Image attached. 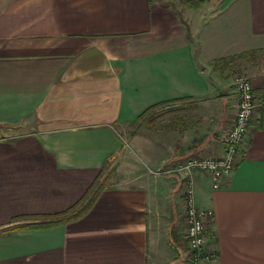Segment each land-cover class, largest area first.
<instances>
[{
  "label": "crops",
  "instance_id": "obj_1",
  "mask_svg": "<svg viewBox=\"0 0 264 264\" xmlns=\"http://www.w3.org/2000/svg\"><path fill=\"white\" fill-rule=\"evenodd\" d=\"M169 3L0 0V264H264V0ZM238 68L258 105L220 187L192 175L197 205L214 213L216 255L197 259L184 180L162 172L222 154ZM105 168L87 213L56 216Z\"/></svg>",
  "mask_w": 264,
  "mask_h": 264
},
{
  "label": "built area",
  "instance_id": "obj_2",
  "mask_svg": "<svg viewBox=\"0 0 264 264\" xmlns=\"http://www.w3.org/2000/svg\"><path fill=\"white\" fill-rule=\"evenodd\" d=\"M233 99L235 113L229 126L222 133L224 149L220 156L195 155L178 161L164 172L176 174L184 180L181 202L186 219V241L195 258H213L215 252L208 249L209 236L207 226L213 221L212 209L197 205L192 175L201 171L210 175L212 185L218 188L222 180L237 167L243 146L249 137V128L256 114L258 105L253 82L247 76L237 77Z\"/></svg>",
  "mask_w": 264,
  "mask_h": 264
},
{
  "label": "rangeland",
  "instance_id": "obj_3",
  "mask_svg": "<svg viewBox=\"0 0 264 264\" xmlns=\"http://www.w3.org/2000/svg\"><path fill=\"white\" fill-rule=\"evenodd\" d=\"M167 1H169L170 2L169 4H171L173 6H175V3L176 4L179 3V0H167ZM183 1L191 3V4L192 3L195 4L197 6L196 8H198V6L201 5L200 4L201 3L200 0H183ZM241 75L242 76H247L248 78H250L243 70L238 68L235 71H233V73H231V76L234 78L233 79V86L235 84V81H236L237 77H239ZM221 77H226V76H225V74H222ZM228 78H229V76H228ZM134 126H135V124H127V125H125V127H123L121 129L122 136L124 137L125 140H127V141H125V144H128L129 146H130V138L133 135V132H135V131H133ZM143 139H144L143 140V147H144L143 151H144V153H146L149 143H148L147 137H145ZM129 160H130V158H129ZM136 160L138 161V163L142 164L143 166L146 165V161L143 160V158L137 157ZM172 166H173V164H171L168 167L164 168V170H167V169L171 168ZM123 167H125V168L123 169ZM123 167H122V169H120V170H122V171H120V173H121L120 176H125L126 174H131L133 168H132L131 163L129 161H125V164L123 165ZM147 169H149V168H147ZM118 170H119V164L118 165H113V167H109L108 168V173L107 174H110V176L112 177L110 179H113L114 176H116V174H117L116 171H118ZM164 170H163L162 173L163 174H167L166 172L164 173ZM148 171L151 172V169H149ZM159 173H160L159 171L151 172V174L154 175V176H159L160 175Z\"/></svg>",
  "mask_w": 264,
  "mask_h": 264
},
{
  "label": "trees",
  "instance_id": "obj_4",
  "mask_svg": "<svg viewBox=\"0 0 264 264\" xmlns=\"http://www.w3.org/2000/svg\"><path fill=\"white\" fill-rule=\"evenodd\" d=\"M201 3L205 2L207 0H200ZM148 111V110H146ZM146 111L139 117V120H142L143 116L146 114ZM104 171H106V168L103 169L101 175H99V177L97 178V180L95 181V183L91 186V188L86 192V194L81 198V200L79 202H77L74 206H72L71 208H69L67 211L60 213V214H56V216H66L69 215L68 217H64L65 220H74L79 218L80 216L84 215L85 213H87L89 211V209L92 207L94 201L96 200V198L98 197L100 191L104 188L105 183L101 182L100 179L104 174ZM107 177H111L110 174L106 175ZM64 220V219H63Z\"/></svg>",
  "mask_w": 264,
  "mask_h": 264
}]
</instances>
